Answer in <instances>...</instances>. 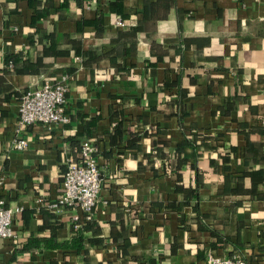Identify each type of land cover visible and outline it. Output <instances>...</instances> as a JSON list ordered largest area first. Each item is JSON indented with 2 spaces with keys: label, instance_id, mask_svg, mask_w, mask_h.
<instances>
[{
  "label": "crops",
  "instance_id": "obj_1",
  "mask_svg": "<svg viewBox=\"0 0 264 264\" xmlns=\"http://www.w3.org/2000/svg\"><path fill=\"white\" fill-rule=\"evenodd\" d=\"M110 1L0 0V192L15 209L0 264H207L209 250L264 264V0H170L167 16L124 50L87 65L44 53L74 40L99 50L118 19L138 24L145 0ZM12 53L47 66L17 72L6 64ZM63 74L69 121L18 133L23 92ZM17 137L28 146H13ZM73 137L94 143L103 176L93 225L75 242L77 209L55 207L66 163L79 156ZM186 138L195 146L177 169L173 146ZM260 171L255 184L250 173ZM181 188L198 196L188 203Z\"/></svg>",
  "mask_w": 264,
  "mask_h": 264
},
{
  "label": "built area",
  "instance_id": "obj_2",
  "mask_svg": "<svg viewBox=\"0 0 264 264\" xmlns=\"http://www.w3.org/2000/svg\"><path fill=\"white\" fill-rule=\"evenodd\" d=\"M125 24L123 19H118V26ZM69 78V74H63L53 80L45 78L36 87L23 92L19 101L18 133L23 127L34 123L52 125L69 121L70 118L66 113ZM28 144L25 137H17L13 146L22 149ZM96 150L90 139L82 140L79 158L69 160L63 172L62 193L55 207L66 205L77 209L72 215L75 227L83 225L84 220L94 218V209L103 185L102 169L95 158ZM5 180L6 175H0V191ZM14 214L15 209L7 206L6 199L0 197V239L15 236ZM206 261L207 264H250L241 251L231 255H219L214 250H209Z\"/></svg>",
  "mask_w": 264,
  "mask_h": 264
},
{
  "label": "trees",
  "instance_id": "obj_3",
  "mask_svg": "<svg viewBox=\"0 0 264 264\" xmlns=\"http://www.w3.org/2000/svg\"><path fill=\"white\" fill-rule=\"evenodd\" d=\"M114 2L113 0L110 1V5H112ZM171 6V1L170 0H157L155 2H149L148 0H145V3L143 5V8L141 10L138 11V24L136 26H131L129 24H125L124 26H117L116 27V36L112 38V41L109 44H106L104 46H102L101 49H91V48H84L83 45L81 44L80 40H74L72 43V47H71V52L70 50H57L54 49L53 47H46L44 48V53L45 54H69L72 53L74 56L78 57L81 59V62L84 65L90 64V62L96 60L97 58L102 57L103 55L106 54H111L113 52L114 49L121 48V46L123 45V41L126 38H134L138 32L145 30V23L146 22H152V20L155 22L156 20L160 19V18H164L167 16V10L169 9V7ZM104 24V23H103ZM102 23L97 27V33L100 34L103 30V25ZM257 32L261 35L264 36V21L261 22V24L259 25V27L257 28ZM123 50H124V46H122ZM121 53H123L122 51H119ZM125 54V53H123ZM22 58V55L20 53H15V54H11L6 58V64L8 66H10L11 68H14L15 71L17 72H21V73H26V72H31V71H40L41 68H45L47 66L46 63H43L42 61H38L37 63L33 64L30 62H25V63H21L20 60ZM75 67L70 68L69 71L74 70ZM125 69L126 66L123 67H119L117 70L118 73L122 74L123 76L125 75ZM176 84V79H173L172 82H170L168 85L170 86L169 89H172ZM184 114V113H183ZM125 118L123 117L121 119V121L118 123L119 125H121L123 122H125ZM207 137V136H206ZM196 140V138H195ZM194 140V141H195ZM71 141L73 142V145H80L81 143L79 140H77L76 138H71ZM190 141V139H184L182 142L177 143L175 146H173L174 149V153L176 156V161H175V167L178 169L181 166L185 165L187 163V159L182 156L184 150L186 147H193L195 146V142ZM163 142V141H162ZM163 143L165 144H169L168 142L164 141ZM250 139H248V143H247V148L245 150V153L247 151H250ZM157 150V154H159L160 151V147H156L155 148ZM79 158V156L77 157ZM174 163V162H173ZM212 163L215 164V161L212 160ZM191 165L195 168L196 165L194 163H191ZM228 167V165H224V169H226ZM198 171V176L201 173L200 169H196ZM262 171L260 172H251V177L253 179V181L255 182V184L259 181L262 180ZM240 187V185H239ZM182 191H184L185 193V197L187 199V202L190 203V200L194 197H197V191L195 189H189V190H183V188H181ZM234 191H240L239 188L235 189ZM250 192H252L253 194L255 193V188H252L251 190H249ZM0 197H4L3 194L0 193ZM7 205V204H6ZM56 225H59L60 223H55ZM93 225V219L92 220H84L83 225H81L80 227H75L74 223H73V230L75 231V238H74V242L75 241H83L84 236L83 233L85 230H88L92 227ZM96 228V227H95ZM53 230H55V227H53ZM223 242H227V239H223V237L221 236L220 239ZM218 241V240H217ZM74 242H72L71 244H67L69 246H73ZM212 249H217L216 244L211 246ZM217 254L221 255L222 253L215 251ZM248 261L250 264H262L263 261L262 259H257V260H252L248 258Z\"/></svg>",
  "mask_w": 264,
  "mask_h": 264
}]
</instances>
